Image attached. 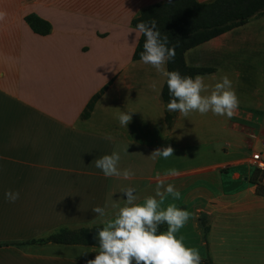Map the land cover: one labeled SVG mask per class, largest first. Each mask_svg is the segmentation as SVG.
<instances>
[{"label": "crops", "instance_id": "1", "mask_svg": "<svg viewBox=\"0 0 264 264\" xmlns=\"http://www.w3.org/2000/svg\"><path fill=\"white\" fill-rule=\"evenodd\" d=\"M167 1L0 0V264H87L99 248L39 241L61 229L103 227L113 204L124 205L122 188L133 187L142 204L161 180L181 193L163 207L192 213L176 236L201 260L211 255L221 264L213 257L222 254V264H257L264 242L257 233L245 237L240 226L263 225L264 195L256 193L249 165L261 139L237 119L264 104L239 100L231 119L176 112L167 124L166 78L133 59L140 33L131 25L142 10ZM30 15L49 30L34 32ZM183 60L208 70L200 76L210 90L227 75L243 95L240 65L246 74L264 66V14L186 50ZM120 112H132L127 127ZM168 146L173 156L150 157ZM113 152L119 169L134 173L130 179L96 168V159ZM173 168L179 175H164ZM9 190L20 193L14 203L5 198ZM97 206L108 215L94 213Z\"/></svg>", "mask_w": 264, "mask_h": 264}, {"label": "clouds", "instance_id": "2", "mask_svg": "<svg viewBox=\"0 0 264 264\" xmlns=\"http://www.w3.org/2000/svg\"><path fill=\"white\" fill-rule=\"evenodd\" d=\"M171 3V0H168ZM6 13L0 11V21ZM136 31L146 38L144 51L140 60L149 64L164 78L171 97L167 103L169 112H179L187 118L190 113L198 112L205 115L226 116L231 119L239 108V99L232 87V81L227 75L209 89L204 78L200 75L192 78L182 76L179 71H168L167 62L175 58V45L169 47L167 35H161L157 22L152 19L136 25ZM132 112H120L117 116L119 124L127 127L132 119ZM110 138V137H109ZM171 146L154 150L152 159H168L173 156ZM120 155L113 152L95 160V166L101 169L106 177H122L130 179L134 173L130 169H119ZM159 175V174H158ZM165 176L179 175L176 169H168ZM121 193L126 196L124 205L113 204L116 209L112 218L103 221V227L98 229L99 251L94 259L87 264H202L198 249L187 247L183 237L176 233L182 229L192 213L178 208L174 203L163 207L170 196L173 200L181 198V193L172 184L159 181L155 188V196H148L144 203L138 204V196L133 187H124ZM20 193L11 190L5 192L9 202L19 199ZM157 197L159 199H157ZM99 217H106L108 213L103 207L92 209ZM167 224V231L159 232V226Z\"/></svg>", "mask_w": 264, "mask_h": 264}, {"label": "trees", "instance_id": "3", "mask_svg": "<svg viewBox=\"0 0 264 264\" xmlns=\"http://www.w3.org/2000/svg\"><path fill=\"white\" fill-rule=\"evenodd\" d=\"M262 14H264V0H213L208 4H199L196 0H171V3L167 1L142 10L131 21V25L136 29L138 23L155 19L161 35L168 36L169 47L176 46L175 58L167 62V70H177L182 76L194 78L196 75L208 72V70L186 67L183 60V54L186 50L242 26L252 18ZM25 20L36 33L42 34L49 30L48 23L36 16H27ZM145 39L143 34L140 33L133 59H140V54L144 51ZM161 97L166 105L171 99L166 82ZM175 113L172 112V115H166L167 124H171ZM252 184L255 185V191L258 195H264V187H258L254 182ZM167 227V224H161L159 232L166 231ZM100 228L102 227L80 228L78 230L61 229L39 242L98 248L97 234ZM205 234L206 228L204 227V237ZM202 264L212 263L208 260H202Z\"/></svg>", "mask_w": 264, "mask_h": 264}, {"label": "rangeland", "instance_id": "4", "mask_svg": "<svg viewBox=\"0 0 264 264\" xmlns=\"http://www.w3.org/2000/svg\"><path fill=\"white\" fill-rule=\"evenodd\" d=\"M239 68L242 71V75L241 79L238 81V87L240 89L238 91L243 95H237L238 99L241 103H245L250 106L260 105L261 103L264 104V70H261L264 66L259 64L257 73L252 74H246L247 71L242 67V65H240ZM240 115L241 117L237 119L238 122H240L246 130L257 135L259 140L264 139V111H244L240 113ZM250 181L254 182L258 187H264L258 183L255 175L250 177ZM258 217H260V219L263 217V219L260 220L263 222V225H260L259 229L253 228V225H250L251 230H247V225L245 223H243L240 227L242 228V234L245 237L253 239L255 237V233H257L260 237V241L264 242V212H262V215L258 214ZM80 228L91 229L93 227H79L77 229L70 230H78ZM259 253L260 255L257 257V264H264V245L263 248L259 250ZM213 258L219 260L222 264V254L216 255ZM238 258L245 259L246 257ZM204 259L215 264L211 255H206Z\"/></svg>", "mask_w": 264, "mask_h": 264}, {"label": "built area", "instance_id": "5", "mask_svg": "<svg viewBox=\"0 0 264 264\" xmlns=\"http://www.w3.org/2000/svg\"><path fill=\"white\" fill-rule=\"evenodd\" d=\"M249 165L251 166L257 181L264 186V139L259 142V149L251 152Z\"/></svg>", "mask_w": 264, "mask_h": 264}]
</instances>
